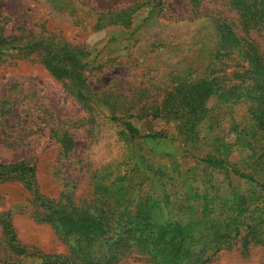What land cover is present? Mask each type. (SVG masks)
Returning a JSON list of instances; mask_svg holds the SVG:
<instances>
[{"label": "rangeland", "instance_id": "1", "mask_svg": "<svg viewBox=\"0 0 264 264\" xmlns=\"http://www.w3.org/2000/svg\"><path fill=\"white\" fill-rule=\"evenodd\" d=\"M197 13L202 16L194 15L190 0H0V166L30 163L39 196L64 208L67 197L72 203L90 198L96 169L120 163L134 188L131 214L147 213L160 225L170 218L199 222L207 197L214 205H229L236 194L261 199L252 183L201 163L215 157L249 173L241 162L250 138L236 107L210 100L198 141L187 145L175 137L174 121L153 118L165 90L209 65L215 38L206 15L237 23L227 0H201ZM252 38L264 55L257 35ZM59 51L83 66L87 100L74 97L69 74L56 78L48 69L57 59L69 63ZM113 117L140 135L168 137L131 139ZM67 140L72 146L64 152ZM253 176L264 185V170ZM24 180L0 179V264H40L68 253L41 220L43 209ZM4 220L13 240L3 232ZM117 264L145 263L132 257ZM207 264H264V246H251L246 256L237 247L222 250Z\"/></svg>", "mask_w": 264, "mask_h": 264}, {"label": "trees", "instance_id": "2", "mask_svg": "<svg viewBox=\"0 0 264 264\" xmlns=\"http://www.w3.org/2000/svg\"><path fill=\"white\" fill-rule=\"evenodd\" d=\"M200 1L190 0L196 17L202 16L197 13ZM227 3L235 12L237 23L219 14L206 15L215 38L214 54L207 68L198 72L199 76L192 81L179 78L175 85L165 90L160 105L151 111L153 118L174 121L175 137L187 145L198 141L197 127L207 118L210 100L236 107L242 132L250 138L244 143L241 162L249 173L238 164L215 157L202 159L201 163L223 171L226 176L252 183L263 194L261 199L247 201L236 194L229 205H223V200L214 205L212 198L207 197L199 222L182 223L170 218L160 225L147 213L131 214L130 197L134 188L128 184L126 173L119 172L120 163L96 169L91 177L90 198L72 203L67 197L64 208L39 196L33 165L25 162L2 165L0 179L4 182L17 175L25 179L34 202L43 209L39 215L41 220L50 223L68 250L67 255L50 256L40 264H117L132 257L145 264H207L222 250L237 247L239 253L246 256L251 246H264V185L253 176L264 170V55L252 38L257 35L264 45V0H227ZM2 46L1 40L0 49ZM57 56L69 65H58L57 59V65L47 66L48 69L56 78L69 74L74 97L78 101L87 100L82 91L85 85L80 70L83 66L76 68L80 61L61 51ZM113 120L121 123L131 139L168 137L165 133L140 135L128 121L117 117ZM258 136L262 137V144L255 140ZM71 146L67 140L61 144V149L69 152ZM1 226L4 234L13 240L10 223L4 220Z\"/></svg>", "mask_w": 264, "mask_h": 264}]
</instances>
